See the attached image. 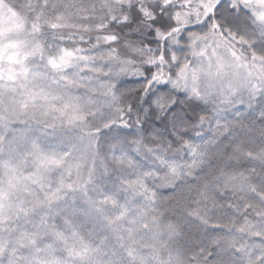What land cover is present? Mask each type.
Listing matches in <instances>:
<instances>
[{
	"label": "snow or ice",
	"instance_id": "6c2138e0",
	"mask_svg": "<svg viewBox=\"0 0 264 264\" xmlns=\"http://www.w3.org/2000/svg\"><path fill=\"white\" fill-rule=\"evenodd\" d=\"M0 264H264V0H0Z\"/></svg>",
	"mask_w": 264,
	"mask_h": 264
}]
</instances>
